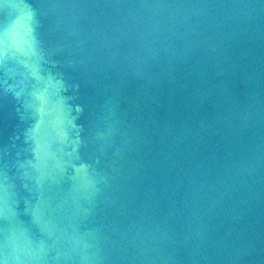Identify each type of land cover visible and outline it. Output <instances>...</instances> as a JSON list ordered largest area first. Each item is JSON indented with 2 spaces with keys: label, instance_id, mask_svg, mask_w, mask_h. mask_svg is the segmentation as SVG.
<instances>
[{
  "label": "water",
  "instance_id": "obj_1",
  "mask_svg": "<svg viewBox=\"0 0 264 264\" xmlns=\"http://www.w3.org/2000/svg\"><path fill=\"white\" fill-rule=\"evenodd\" d=\"M0 264H264V0H0Z\"/></svg>",
  "mask_w": 264,
  "mask_h": 264
}]
</instances>
